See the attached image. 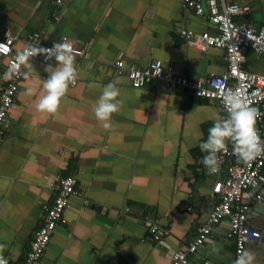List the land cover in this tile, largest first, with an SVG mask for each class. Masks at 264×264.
<instances>
[{"label":"crops","instance_id":"obj_1","mask_svg":"<svg viewBox=\"0 0 264 264\" xmlns=\"http://www.w3.org/2000/svg\"><path fill=\"white\" fill-rule=\"evenodd\" d=\"M235 1L250 8L236 22L264 25V0ZM181 30L213 27L193 11L182 13L179 0H63L58 6L54 0H0V34L14 36V49L37 33L44 43L68 37L88 54L75 60L78 78L54 114L38 111L36 104L45 69L56 61L32 59L30 74L22 66L0 138V245L8 264H24L57 182L67 177L75 179L77 194L37 264H170L205 224L218 200L214 182L225 176L227 164L219 175L209 174L199 143L222 110L156 80L133 89L113 72L119 60L144 68L155 59L165 72L192 81L226 70L223 51L190 47ZM243 67L264 74V56L248 52ZM110 82L117 83L122 103L106 131L93 106ZM4 84L0 61V90ZM241 204L248 226L259 232L252 240L257 242L264 230V167ZM154 220L168 231L159 240L150 231ZM207 242L202 247L215 245L223 264L232 259L228 219L213 226ZM245 250L255 254L253 264H264V248L251 243ZM196 252L188 254L190 262L200 258Z\"/></svg>","mask_w":264,"mask_h":264},{"label":"built area","instance_id":"obj_2","mask_svg":"<svg viewBox=\"0 0 264 264\" xmlns=\"http://www.w3.org/2000/svg\"><path fill=\"white\" fill-rule=\"evenodd\" d=\"M62 1L54 0V3L58 6ZM179 3L182 13L193 11L196 15L204 17L213 27V30L198 33L181 30L180 34L186 44L203 52L210 48L223 51L227 62L226 70L221 74H212L205 80L192 81L165 72L161 60L155 59L144 68L134 65L126 67L119 60L115 62L113 72L118 76H125L133 89L144 88L148 83L156 80L168 91L187 90L195 97L214 103L222 110L224 116L227 113L223 94L229 90L240 95L249 106L264 113V74L250 72L243 67L248 52L264 56V25L253 28L236 22L235 17L248 14L250 8L237 4L235 0H179ZM14 41L12 34L3 37L0 34V61L5 70V84L0 90V138L18 93V86L24 76L22 66L16 71L10 69L16 68V55L26 44L50 49L55 43L66 42L71 44L75 60L88 56L86 52L76 48L74 41L68 37H62L57 42L44 43L37 33L30 34L20 49L13 48ZM33 59L43 64L54 60V58L47 59L45 55H38ZM263 122L264 115L257 121L262 140H264V131L261 130ZM218 155L221 163L216 175L223 172V166L227 164L225 176L218 177L212 188L218 200L213 204L205 224L200 227L184 251L174 254L170 264H190L188 254L195 253L199 247L208 245V235L213 226L225 218L228 219L230 234L235 245L233 261L239 252L245 250L248 239L257 240L260 237L259 232L251 229L247 224V207L241 204V198L244 191L256 185L260 171L264 167V155L248 163L238 162L232 153V147H228V152ZM57 183L53 204L46 208L42 224L35 231L26 252L24 264H37L40 261L52 233L62 221L63 212L70 207L71 198L77 194L75 179L67 177L59 179ZM150 231L156 240L161 239L168 232L157 220L153 221Z\"/></svg>","mask_w":264,"mask_h":264},{"label":"clouds","instance_id":"obj_3","mask_svg":"<svg viewBox=\"0 0 264 264\" xmlns=\"http://www.w3.org/2000/svg\"><path fill=\"white\" fill-rule=\"evenodd\" d=\"M38 55H45L47 59L54 58L56 61V67L48 65L45 69L48 75L42 83L44 93L36 104L38 111L54 114L69 86L78 78L75 57L72 54L71 44L66 42L55 43L50 49L26 44L16 55V68L10 71H16L20 66H24L30 74L31 61ZM28 91L31 94V90ZM119 96L117 83L110 82L103 87L101 95L93 106L96 119L106 131L111 128L112 115L120 110L122 102L118 99ZM223 100L226 105V116L216 115L212 126L208 129L207 139L199 143L200 151L205 153L201 162L209 174L218 173L221 163L218 154L228 152L229 142L238 162L248 163L264 155V140L261 139L257 128V121L264 113L249 106L240 95L230 90L223 94ZM3 251L4 246L0 245V264H8L7 259L2 255ZM254 259L253 252L242 250L233 264H253Z\"/></svg>","mask_w":264,"mask_h":264},{"label":"water","instance_id":"obj_4","mask_svg":"<svg viewBox=\"0 0 264 264\" xmlns=\"http://www.w3.org/2000/svg\"><path fill=\"white\" fill-rule=\"evenodd\" d=\"M264 230L261 232V239L257 242L252 241L251 239H248L246 241V244H251L253 243L255 246L259 248H264L262 245H264ZM259 242V243H258ZM197 256L200 258H194L191 260L190 264H223L222 258L219 257V251L215 248V245L211 247H199L197 249ZM233 262V255L232 259L229 260L228 262L225 261L224 264H231Z\"/></svg>","mask_w":264,"mask_h":264}]
</instances>
